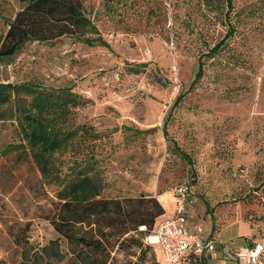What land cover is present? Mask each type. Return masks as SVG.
Masks as SVG:
<instances>
[{
  "label": "rangeland",
  "instance_id": "rangeland-1",
  "mask_svg": "<svg viewBox=\"0 0 264 264\" xmlns=\"http://www.w3.org/2000/svg\"><path fill=\"white\" fill-rule=\"evenodd\" d=\"M81 3L105 44L64 34L27 40L0 59V82L70 87L85 100L67 126L96 136L56 154L61 175L89 160L101 196L164 193L169 213L184 183L196 198L194 223L229 246H264V0ZM21 6L0 0V40ZM226 14L235 33L215 52ZM11 106L15 99L0 110ZM21 136L13 116L0 119V264H79L45 218L59 185L42 181ZM142 248L139 264H167L144 238Z\"/></svg>",
  "mask_w": 264,
  "mask_h": 264
},
{
  "label": "trees",
  "instance_id": "trees-1",
  "mask_svg": "<svg viewBox=\"0 0 264 264\" xmlns=\"http://www.w3.org/2000/svg\"><path fill=\"white\" fill-rule=\"evenodd\" d=\"M19 1L22 6L0 40V59L13 55L27 40L46 41L64 34H73L87 43L105 44L95 24L84 14L81 0ZM257 10L264 16V3ZM227 24L223 38L211 47L215 52L235 33L234 22L232 27L228 17ZM90 33L98 35H87ZM201 64L199 61L192 82L200 77ZM181 97L177 95L173 104ZM14 99L10 114H4L2 109L0 119L15 118L23 140L19 145L27 150L42 181L59 185L55 199L46 196L45 218L66 240L78 263L139 264L140 253L135 255L136 248L143 251V238L151 233L158 217L165 212L156 195L101 196L102 179L86 168L89 160H85L83 168L65 175H61L57 163L56 154L72 148L78 136H96L84 125L67 126L72 108L82 106L85 100L70 87L47 89L32 83L0 82V106ZM50 243L42 248L46 249ZM190 260L199 264L195 257Z\"/></svg>",
  "mask_w": 264,
  "mask_h": 264
},
{
  "label": "built area",
  "instance_id": "built-area-1",
  "mask_svg": "<svg viewBox=\"0 0 264 264\" xmlns=\"http://www.w3.org/2000/svg\"><path fill=\"white\" fill-rule=\"evenodd\" d=\"M173 191L174 211L158 222L145 238L147 243L159 246L167 264L188 263L191 257L197 258L199 264H214L210 260L218 249L231 264H261L263 243L254 241L233 248L225 244L217 247L214 239L204 235L202 222L187 223V213L194 209L196 201L189 186L179 184Z\"/></svg>",
  "mask_w": 264,
  "mask_h": 264
},
{
  "label": "crops",
  "instance_id": "crops-1",
  "mask_svg": "<svg viewBox=\"0 0 264 264\" xmlns=\"http://www.w3.org/2000/svg\"><path fill=\"white\" fill-rule=\"evenodd\" d=\"M153 194L156 195V197H157L158 199H160V198L162 199L163 196L165 195L164 193H161V194H159V193H153ZM160 202H161V200H160ZM161 203H162V202H161ZM174 203H175V198H174V196H173V209L171 210L170 213H169V210H168V209L164 206V204L162 203V205H163V207H164V209H165V212H164L162 215H160V216L158 217V219H157V221H156V224H157L158 222H160L161 220H163L167 215L171 214V213L174 211ZM187 223H188V224H193V223H194L193 220H191L190 211H188V213H187ZM209 229H210V228H206V227H204V235H205L207 238H212V239H214V240H215V245H216L217 247H219L218 245H220V244H225L227 247L233 248V247H236V246L242 244V243H235L234 245L230 244V246H229V244L225 243L224 239L221 238V236L219 235V233H216V232H213V233H212ZM243 243H244V242H243ZM245 243H250V242H245ZM154 246H156V248H158V249L161 251V249L159 248L158 245H154ZM160 255H161V257L163 258L162 252H160ZM210 261H211L212 263H214V264H231V260H229L228 258L225 257L224 252H222L221 249H218V250L213 254V256H212V258H211Z\"/></svg>",
  "mask_w": 264,
  "mask_h": 264
}]
</instances>
